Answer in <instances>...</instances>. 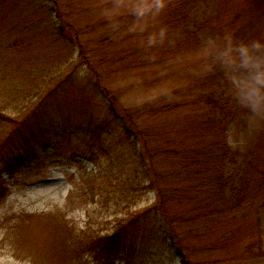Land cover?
<instances>
[{"label":"rangeland","instance_id":"obj_1","mask_svg":"<svg viewBox=\"0 0 264 264\" xmlns=\"http://www.w3.org/2000/svg\"><path fill=\"white\" fill-rule=\"evenodd\" d=\"M1 2L18 13L9 18L0 11V111L17 122L0 120V264H66L65 254L55 257L52 251L63 252L67 227L76 232L72 237L78 249L79 238L113 232L132 213L147 210L130 227L117 254L87 253L85 258L77 254L71 264H181L169 225L153 209L155 192H134L136 184L130 176L143 165L131 158L130 153L138 155V151L127 150V146L132 150L133 138L121 136L125 128L118 124L120 118L105 124L107 110L100 102L108 96L102 89L99 94L88 93L86 85L98 83L111 96L116 92L126 105L184 86V81L171 80L143 84L149 77L140 72L144 71L141 59L136 61L148 34L162 25L172 4L167 1L163 11L138 18L128 28L129 39L113 37L105 46L99 36L112 24L97 25L140 15L156 0ZM102 6L106 9H99ZM227 11L226 19L235 12L247 19L255 12L251 0H230ZM259 38L264 39V23ZM80 44L87 50L83 52ZM200 57L193 53L185 61L198 62ZM88 68L95 71V80L93 75L89 79ZM133 84L143 89L131 88L124 94L118 89ZM49 107L51 113L45 111ZM117 113L121 116V111ZM32 128L35 135L30 134ZM260 133L261 127L248 123L239 110L227 123L226 142L232 149H244ZM260 222L264 229V214ZM212 229L224 233L220 226ZM255 237L245 231L218 239L212 250L192 252L190 264H264V234L262 242Z\"/></svg>","mask_w":264,"mask_h":264},{"label":"trees","instance_id":"obj_2","mask_svg":"<svg viewBox=\"0 0 264 264\" xmlns=\"http://www.w3.org/2000/svg\"><path fill=\"white\" fill-rule=\"evenodd\" d=\"M50 1L54 5L59 3V0ZM167 1L172 4L171 9L162 25L148 34L136 61L141 59L144 71L140 72H147L146 77H149L143 84L171 80L184 81V86L166 94L168 96L148 97L126 105L116 92L111 96L109 89L105 90L98 83L86 85L91 90L88 93L99 94L102 89L108 96L100 102L107 110L105 124L109 126L120 118L118 124H124L125 128L121 136L133 138L132 150L128 146L127 150L138 151V155L131 152V158L143 165L141 171L135 170L130 176L136 184L134 192H155L153 209L169 225L173 247L182 258L181 264H190L192 252L212 250L210 247L214 241L219 242L218 239L224 241L250 231L255 234L256 241L263 240L260 219L264 214V127L244 149H232L227 144V123L240 109L225 88L222 76L203 72L200 45L204 37L225 31L242 40L259 38L260 25L264 23V0H251L255 12L247 19H241L239 12L230 19L225 18L230 0ZM105 6L99 9H106ZM1 9L3 17L17 16L18 12L7 8L0 0ZM155 10L154 5L140 15L106 19L97 28L104 24H112L113 28L104 30L99 42L106 46L108 39L111 41L113 37L121 36L122 41L129 39L128 28L140 17H152ZM94 42L91 46L95 48ZM80 47L83 52L87 50L83 44ZM193 53H200V60L185 61V57ZM146 59L150 66H146ZM88 72L89 79L93 75L91 79L95 80L93 68H88ZM140 85L118 89L124 94L131 88L141 89ZM51 109L45 111L51 113ZM117 111H121V116ZM0 120L17 123L1 111ZM34 121L44 122L43 119ZM35 133V130L30 132L31 135ZM148 211L132 213L128 222L120 221L113 232L79 238L78 249L74 248L72 237L77 234L67 227L63 252L53 249L52 253L55 257L65 254L66 264H71L77 254L83 258L87 253L95 257L115 255L122 248L130 227ZM216 225L224 233L217 234L218 227L215 231L212 229Z\"/></svg>","mask_w":264,"mask_h":264},{"label":"clouds","instance_id":"obj_3","mask_svg":"<svg viewBox=\"0 0 264 264\" xmlns=\"http://www.w3.org/2000/svg\"><path fill=\"white\" fill-rule=\"evenodd\" d=\"M167 0H156L157 12ZM203 72L219 73L234 103L251 125L264 127V39L242 40L225 31L201 41Z\"/></svg>","mask_w":264,"mask_h":264}]
</instances>
